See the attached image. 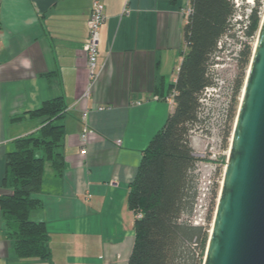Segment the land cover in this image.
I'll return each instance as SVG.
<instances>
[{
    "label": "crops",
    "instance_id": "1",
    "mask_svg": "<svg viewBox=\"0 0 264 264\" xmlns=\"http://www.w3.org/2000/svg\"><path fill=\"white\" fill-rule=\"evenodd\" d=\"M102 1L100 75L85 97L93 0H0V193L7 151L43 120L29 112L56 96L68 105L63 173L46 163L35 195L42 205L30 213L49 227L51 259L18 258L0 210V264L128 263L136 219L127 202L130 182L174 109L155 96L176 81L189 0Z\"/></svg>",
    "mask_w": 264,
    "mask_h": 264
},
{
    "label": "trees",
    "instance_id": "2",
    "mask_svg": "<svg viewBox=\"0 0 264 264\" xmlns=\"http://www.w3.org/2000/svg\"><path fill=\"white\" fill-rule=\"evenodd\" d=\"M189 5L190 12L182 28L185 49L180 50L182 60L176 81L161 96L165 100L173 92L174 109L144 149L130 182L127 202L136 219L135 241L127 264H203L220 186L218 181L214 182L207 223L194 224L191 218L200 192L196 170L201 158L195 154L191 134L203 123L202 99L206 88L218 85L213 64L221 53L222 40L229 34L237 38L235 58L240 70L234 78L229 109L223 113L229 123L235 121L264 15L263 0H255L252 6L244 5L249 6V12L237 6L235 0H189ZM240 12L237 32H244L245 39L236 30L231 33ZM67 111L62 96L44 100L29 112L30 116L43 119L39 128L16 138L14 148L5 155L0 210L5 233L20 259H51L49 227L46 221L32 219L30 213L42 205L35 195L41 192L46 163L56 174L63 173L62 120ZM232 130L230 125L226 143Z\"/></svg>",
    "mask_w": 264,
    "mask_h": 264
},
{
    "label": "water",
    "instance_id": "3",
    "mask_svg": "<svg viewBox=\"0 0 264 264\" xmlns=\"http://www.w3.org/2000/svg\"><path fill=\"white\" fill-rule=\"evenodd\" d=\"M203 264H264V15Z\"/></svg>",
    "mask_w": 264,
    "mask_h": 264
},
{
    "label": "rangeland",
    "instance_id": "4",
    "mask_svg": "<svg viewBox=\"0 0 264 264\" xmlns=\"http://www.w3.org/2000/svg\"><path fill=\"white\" fill-rule=\"evenodd\" d=\"M235 2L237 6L240 5V7H244L243 9L246 10V12H249V6L244 5L249 4L252 6L255 3V0H235ZM189 8L190 5H187L184 9L186 18L189 14ZM241 15V12L237 14L234 21L237 22L236 19L240 20ZM234 27L235 28L231 33L235 30L236 32L238 31V22ZM237 33V35H239L241 34V31ZM257 37L254 41V47ZM222 46V50L220 51L221 53L219 54V63L217 68L214 69L218 85L204 94L203 102L205 104V108L201 114L203 123L202 126L195 128L191 134V142L194 147L195 154L201 158V160L198 161L196 170L199 176L200 192L196 208L191 218L194 224L207 223V216L212 203V191L215 181H218L219 183L220 193L232 138L231 133L228 137V142L226 143V133L228 127L231 125L232 130L235 124V121L232 122V124L229 123L227 116H225L223 112L224 109H229L233 94L232 87L234 78L240 70L238 60L235 58V52H238L237 38L229 34L222 40ZM226 144L227 146L225 147ZM218 197L219 194L215 200L214 210L212 212V222L210 223L211 228L217 207Z\"/></svg>",
    "mask_w": 264,
    "mask_h": 264
},
{
    "label": "built area",
    "instance_id": "5",
    "mask_svg": "<svg viewBox=\"0 0 264 264\" xmlns=\"http://www.w3.org/2000/svg\"><path fill=\"white\" fill-rule=\"evenodd\" d=\"M190 12V8L188 13ZM106 19V14H105V4L102 0H93L92 6H91V11H90V17H89V38L87 42L84 44V49L87 54V61H88V84L86 91L84 92V96L88 97L93 89V86L95 85L100 72L98 70V59H99V40H100V28L101 25L104 23ZM240 38L245 39V34L244 32H241ZM239 47V46H238ZM220 56H217V61L213 64V68H217L218 61ZM213 87H207L205 90V93L207 91H210ZM204 93V94H205ZM161 96L156 95L155 99H160ZM204 99V98H203ZM202 99V101H203ZM165 100L169 102L171 105L174 106L175 104V97L174 93H170L165 96ZM138 104L141 103V101L137 102ZM102 109L103 107H99ZM88 116H89V110L85 109L83 111L82 115V121H83V127L81 130V140L84 144H86L89 140V133H90V125L88 121ZM82 153H86V149L82 150ZM138 217L141 216L139 213L137 215Z\"/></svg>",
    "mask_w": 264,
    "mask_h": 264
}]
</instances>
